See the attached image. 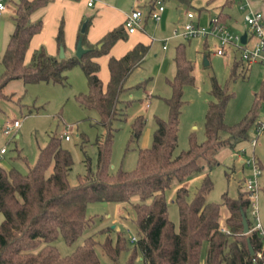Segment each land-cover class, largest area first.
<instances>
[{"label":"trees","instance_id":"1","mask_svg":"<svg viewBox=\"0 0 264 264\" xmlns=\"http://www.w3.org/2000/svg\"><path fill=\"white\" fill-rule=\"evenodd\" d=\"M158 0H149L153 9ZM186 4H188L187 0ZM47 0H18L13 16V30L6 43L1 62L4 67L0 78V98L5 96L2 87L10 79L24 82L45 81L58 84L66 82V71L79 64L88 81V91L76 95L79 104L95 109L98 123L104 132L95 140L96 161L92 166L89 156L84 158L85 171L77 175L71 184L68 173L73 164L69 149L61 144V135L52 133L47 143L39 148L35 163L22 173L15 167L0 166V264H101L96 251H101L112 261L119 260L129 251L126 264H132L137 255L140 264H201V249L207 243L203 264H254L256 251L264 248V238L254 230L243 233V211L250 225L247 211L249 200L243 189L235 196L222 193L221 202L209 201L207 195L213 183L206 173L191 198L188 190L179 186L175 202L178 208V226L168 218L165 191L173 181L181 183L210 169L217 160L214 153L225 145L234 146L248 139V131L258 126L256 104L237 122L224 120L225 108L233 92L229 82L244 78L249 66L241 58L231 63L229 82L221 84L210 73V99L204 116V138L198 141L190 135L188 146L174 154L178 140V124L184 100V86L192 84V61L185 56L183 44L175 49V72L168 80L171 95L164 98L168 117H155L156 128L151 145L139 148L134 168L110 171V154L113 141L114 121L125 119L130 99H124L131 86L126 85L132 71L140 65L148 51L141 42L129 48L123 55H110L107 59L109 78L105 84L98 76L99 64L95 57L107 54L117 39L125 38L122 25L108 31L95 43L88 42L86 30L89 21L77 34L83 48L80 57L60 58L46 53L40 46L29 60L25 53L32 36L39 32L42 20H31V13ZM227 0V3H231ZM226 13L217 14L218 21L225 23ZM58 46H64L62 22L56 34ZM142 85L141 82L134 86ZM264 100V83L255 102ZM143 117L137 116L132 123L133 137H137ZM64 137V136H63ZM83 138V137H82ZM263 171L261 163H257ZM227 178L229 174L226 173ZM262 192V184H260ZM93 201L127 202L131 205L136 240L131 248L124 233L117 231L115 239L106 235L98 242L87 235L68 254H60L54 241L61 235L69 245L82 235L92 218L86 215V206ZM227 214L220 222L221 206ZM250 228V227H249ZM264 253V249H263ZM258 262L264 264L263 259Z\"/></svg>","mask_w":264,"mask_h":264},{"label":"rangeland","instance_id":"2","mask_svg":"<svg viewBox=\"0 0 264 264\" xmlns=\"http://www.w3.org/2000/svg\"><path fill=\"white\" fill-rule=\"evenodd\" d=\"M16 1V0H14ZM143 1L138 0L140 8L144 12L148 8L142 6ZM259 6L264 0H258ZM6 5L11 0H2ZM106 3L118 8L130 9L137 0H106ZM162 3V2H161ZM164 5L172 11L169 19L170 26L161 29L158 21L148 20L146 31L153 37V43L149 47L145 60L138 65L127 79L126 85L131 86L125 93L124 99H130L126 108L125 119L115 120L113 130V141L110 154V171L118 169L130 170L134 168L139 148L151 145L153 132L156 128L155 117L167 119L168 106L164 100L171 95L170 80L175 72L174 54L179 44H183L185 56L192 61V73L194 81L184 86L182 99L185 101L181 109L178 124V140L174 154L188 146L190 135H194L198 141L204 138V116L207 101L210 99L208 93L210 87L209 75L214 74L218 82L224 84L229 82V74L232 63V52L227 45L224 53H217L219 39L216 33L206 36L193 37L169 36L170 27H179L185 18H179L177 5L172 0H164ZM162 3V4H163ZM91 8V7H90ZM187 7L182 6V9ZM230 11L231 18L227 22V30L231 33L240 32L234 27L233 20L237 19L239 25L246 26L242 21V13L234 6L226 7ZM210 12H200V25L208 26ZM264 13V12H263ZM157 22V23H156ZM156 24V26H154ZM247 27V26H246ZM11 15L8 11L0 12V78L4 67L1 58L11 33ZM244 29V28H243ZM163 45L166 47L164 48ZM28 53V51H27ZM26 53V56H27ZM237 57V54H235ZM27 58V57H26ZM207 61V63H206ZM102 66V65H101ZM99 67V72L103 67ZM107 71V68H106ZM66 82L64 84L37 81L24 82L20 78L10 79L2 87L5 96L0 98V147L5 148V153L0 156V166L5 169L15 167L20 172H26L37 158L40 147H43L52 133L61 135V144L70 150L73 164L68 173L71 184L77 182V175L85 171L84 158L89 156L91 165L96 161L95 140L104 132L98 123L99 114L95 109H89L79 104L76 95L88 91V81L79 64L72 65L66 71ZM141 82L142 85L134 86ZM105 83V81H103ZM264 83V66L253 63L244 78H238L229 82L230 91L233 92L225 108L224 120L228 124L239 121L249 109L256 104L258 111L257 120H264V100L255 102V95L260 94ZM137 116L143 117V123L137 137H133L132 123ZM18 119L20 126L12 129L8 134H3L1 128L7 123ZM64 131L69 138L65 139ZM83 137V138H82ZM251 139H255L254 146ZM216 164L210 169L198 173L185 181L178 183L173 181L165 191L168 218L178 226V208L175 202L176 190L184 186L188 190V198H191L199 187L203 176L208 173L213 186L207 198L209 201L221 202L222 193L235 196L237 189H242L243 177L250 173V161L252 156L257 163L263 166L260 182V215L264 222V131L257 135L256 130L248 131V139L236 143L234 146H221L215 153ZM226 173L229 174L227 178ZM220 222H224L227 211L221 206ZM250 218L249 210L246 212ZM86 215L91 216L92 221L83 230L82 235L69 245L59 235L54 241L60 254L70 253L77 244H80L87 235L101 242L106 235L115 239L117 231L124 233L127 245L131 248L136 240L133 218L135 213L127 202L93 201L86 206ZM134 237V238H132ZM97 254L101 264H126L129 251H124L119 260L112 261L102 253L100 246H96ZM207 243L204 242L201 249V264L205 258ZM132 264H140V256L134 259Z\"/></svg>","mask_w":264,"mask_h":264},{"label":"crops","instance_id":"3","mask_svg":"<svg viewBox=\"0 0 264 264\" xmlns=\"http://www.w3.org/2000/svg\"><path fill=\"white\" fill-rule=\"evenodd\" d=\"M17 1L18 0L16 1L11 0V2L6 5L3 3L4 8L0 10V12L8 11L9 14L11 15V23H12L11 30H13V25H14L13 16L15 14V10H16L15 3ZM87 1L88 0H47V2L43 6L34 10L30 15V19L34 21L40 18L42 20V27L39 32L35 33L32 36L29 42L28 49L26 50V53L28 51L27 56L25 53V61H28L32 52L35 49L39 48L40 46L44 48L47 54L59 57L60 46H58L55 37L57 34L58 26L61 22L63 24V31H64L63 57L68 58L71 56H76L77 34L81 26L85 24L86 21H89L86 30V38L88 42L95 43L98 40H100L102 36H104V34H106L108 31L114 29L117 26L120 25L123 26L125 15L130 10L134 8H139L143 10L142 8H140V4L138 3V0L137 3L133 5L130 9L118 8L119 7L118 5L111 6L110 4L106 3V0H94L92 5H87ZM172 1L177 5V14L179 18L183 17L185 18L184 22L188 21L189 18L186 16V12L192 11L194 12V17L191 20L199 24H200L199 21L200 12L206 10L210 12V10H212L213 12L212 15H210L209 17V20L213 16L217 15L218 12L224 11L227 14L224 25L227 26L226 24L228 20H230L231 14L230 11L225 10L226 7L229 8L233 4L235 7H237L235 0H231L232 1L231 3H227V0H187L188 4H186V1H182V0H172ZM143 2L144 4L142 6L149 8V1L148 3L146 1ZM161 2L163 3L164 0H161ZM251 3L255 8L264 12V3L263 5L260 6L258 0H251ZM182 6L187 8L183 10ZM171 14H172L171 9L166 5H164V10L161 13L160 19L154 21H158V24L161 29L168 28L170 26L169 19L171 17ZM149 19L151 20V18L147 17L143 21L142 28H139L132 33H128L123 26L126 32L125 38L117 39L115 43L111 46L107 54H103L94 58V60L98 62L99 67L101 65H102L101 67H103V70L101 71L102 73L99 72L100 71L99 68L97 72L102 82L105 81L106 83V81L109 78L107 59L110 55L119 57L138 42L148 45V49H149L154 39L153 37L150 36L148 31H146V25ZM242 21L243 23H245L243 17H242ZM233 25L234 27L236 28L238 27V29L241 30L240 32L238 31L234 33H239L240 35H242L243 33L246 34L247 27L246 26L242 27L241 25H239V21L237 19L233 20ZM154 26H156V24ZM175 27L176 26L174 25L173 29ZM173 29L170 27V30L172 31L169 36H172ZM164 46L165 45H163V47ZM230 50L232 52V58L236 57L235 56L236 53H234L232 49ZM145 56L140 64L144 62ZM236 58L239 57L237 56Z\"/></svg>","mask_w":264,"mask_h":264},{"label":"built area","instance_id":"4","mask_svg":"<svg viewBox=\"0 0 264 264\" xmlns=\"http://www.w3.org/2000/svg\"><path fill=\"white\" fill-rule=\"evenodd\" d=\"M237 8L242 12L243 20L247 26L245 42L241 41L239 33H231L226 26L218 21L217 15L213 16L208 23V26L200 25L193 22L194 12L187 11L186 16L188 21L182 23L179 27L173 29L172 36L193 37L198 35L206 36L209 33L215 34L219 39V47L217 53H224L225 45L232 49L234 53L241 58L246 65L250 66L253 63H259L264 66V13L255 8L251 0H235ZM94 0H88L87 5H92ZM4 8L2 0H0V10ZM164 10V5L161 0H158L153 9L148 8L146 12L139 8L130 10L124 18L123 26L128 33L135 32L142 28L143 21L149 17L153 20H159L161 13ZM165 47V46H164ZM20 126V121L15 119L11 124L7 123L1 128L3 134H8L10 130L17 129ZM257 135L264 131V120L258 121V126L255 128ZM64 138L68 139L67 132H64ZM251 145L256 143L255 139H251ZM5 148H0V156L5 152ZM250 166V173L243 177V189L245 196L249 200L248 210L249 231L254 230L259 236L264 238V222L260 215V179L262 176V169L258 166L255 158L252 156L250 161H247ZM134 238V237H132ZM258 250L253 257L254 264H261L259 259L264 260V253Z\"/></svg>","mask_w":264,"mask_h":264},{"label":"water","instance_id":"5","mask_svg":"<svg viewBox=\"0 0 264 264\" xmlns=\"http://www.w3.org/2000/svg\"><path fill=\"white\" fill-rule=\"evenodd\" d=\"M81 30H84V24L81 26ZM245 37H246V34L243 33L241 35V41L242 42H245ZM86 51L85 48H83L82 44H81V41L78 40L77 41V45H76V56L77 57H80L82 55V53H84ZM64 56V52H63V47L60 46L59 48V57L62 58ZM241 220H242V226H243V233H248L249 232V225H248V221H247V218L244 214V212L242 211L241 212Z\"/></svg>","mask_w":264,"mask_h":264}]
</instances>
